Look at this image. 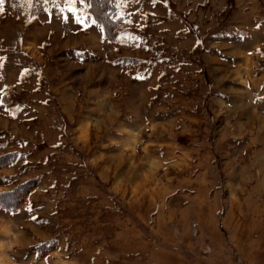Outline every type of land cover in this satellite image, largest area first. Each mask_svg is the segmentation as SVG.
Segmentation results:
<instances>
[{
    "label": "rangeland",
    "instance_id": "1",
    "mask_svg": "<svg viewBox=\"0 0 264 264\" xmlns=\"http://www.w3.org/2000/svg\"><path fill=\"white\" fill-rule=\"evenodd\" d=\"M116 3L4 0L0 264H264V0Z\"/></svg>",
    "mask_w": 264,
    "mask_h": 264
},
{
    "label": "trees",
    "instance_id": "2",
    "mask_svg": "<svg viewBox=\"0 0 264 264\" xmlns=\"http://www.w3.org/2000/svg\"><path fill=\"white\" fill-rule=\"evenodd\" d=\"M83 5L82 14L85 15V21L95 20L101 27L105 39L115 36L119 19L116 0H85ZM22 197L23 190H20L14 197H11L12 200L10 202L2 205L0 201V205L5 209L15 211L19 207Z\"/></svg>",
    "mask_w": 264,
    "mask_h": 264
},
{
    "label": "snow or ice",
    "instance_id": "3",
    "mask_svg": "<svg viewBox=\"0 0 264 264\" xmlns=\"http://www.w3.org/2000/svg\"><path fill=\"white\" fill-rule=\"evenodd\" d=\"M28 2L31 3L32 0H28ZM45 2L47 3L48 0H45ZM84 2H85V0H64V3H65L66 5H70V6H71V7L68 9L70 13H71L72 11H76V10H77V5L80 4V3H84ZM3 3H4V0H0V10H2ZM78 22L81 23V24L86 23L85 20H79ZM92 24L95 25V24H96V21L93 20V21H92ZM257 27H259V25H258ZM6 195H8V193H0V196H6ZM28 211H29V212L32 211L31 207H29ZM29 218H30L31 220H33V221H38V217H36V216H30ZM45 243H47V242H45ZM52 247L55 248V247H57V245L53 244ZM38 255H39V254H38ZM45 259H46L47 261H50V260L52 259V257L46 256Z\"/></svg>",
    "mask_w": 264,
    "mask_h": 264
}]
</instances>
